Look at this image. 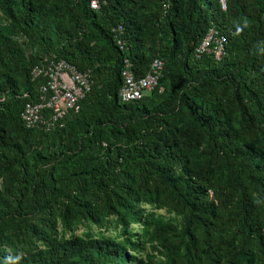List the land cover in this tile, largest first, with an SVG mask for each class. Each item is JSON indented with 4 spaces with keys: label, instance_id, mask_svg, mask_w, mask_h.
<instances>
[{
    "label": "trees",
    "instance_id": "1",
    "mask_svg": "<svg viewBox=\"0 0 264 264\" xmlns=\"http://www.w3.org/2000/svg\"><path fill=\"white\" fill-rule=\"evenodd\" d=\"M90 1L0 0V264H153L128 252L153 240L187 259L170 264H264V0ZM211 28L225 53L196 57ZM53 56L97 83L63 125L29 128ZM156 57L159 85L120 101L126 59L142 76Z\"/></svg>",
    "mask_w": 264,
    "mask_h": 264
},
{
    "label": "built area",
    "instance_id": "2",
    "mask_svg": "<svg viewBox=\"0 0 264 264\" xmlns=\"http://www.w3.org/2000/svg\"><path fill=\"white\" fill-rule=\"evenodd\" d=\"M220 2L226 8V0ZM90 5L93 9L100 8L99 0H91ZM122 30V25L113 28L117 34V42L123 49L124 41L120 37ZM225 42V36L211 28L195 48V55L201 57L212 54L220 59L225 53ZM131 66V62L126 59L122 69L123 82L119 89V99L122 102L140 99L158 86L165 61L160 57L154 58L149 71L142 76H137ZM32 76L42 80L39 84V98L28 101L22 112L23 121L29 128L42 127L50 130L57 125H63L66 115L80 109L81 101L93 86L91 70H80L69 61L54 56L46 57L36 64L32 69Z\"/></svg>",
    "mask_w": 264,
    "mask_h": 264
},
{
    "label": "rangeland",
    "instance_id": "3",
    "mask_svg": "<svg viewBox=\"0 0 264 264\" xmlns=\"http://www.w3.org/2000/svg\"><path fill=\"white\" fill-rule=\"evenodd\" d=\"M46 1L48 2L49 6H53L55 2L57 5L59 3V0H39V2H46ZM0 15L3 16L4 18L3 21H7V19L4 17V14H2L1 11H0ZM19 40L21 43H24L23 37H21ZM96 81L97 80L93 78V85L97 83ZM141 207L145 209L146 213L154 214L155 216H160L164 220H167L170 223L174 224L177 229L181 227L182 224L181 214H178L175 211H171L158 204H141ZM110 227L111 229L108 230V229L99 228L96 225H91L88 231H93L95 234L101 232V234L104 233L106 235H111L112 237H116L117 239H119L117 236L118 232L113 231L114 228L113 225ZM132 229L133 230L141 229V225L134 224L132 225ZM83 232H87V229L84 225L80 224L79 228L76 230V233L81 234ZM128 252L130 255H136L138 258L142 257L146 261L152 262L153 264H170L171 261L170 258L174 256L180 257V260L184 261V263L187 262V259L179 256V253L176 252L172 254L168 253L167 250L162 245L158 244V241L156 240H153L151 242L148 241L145 244L143 243L140 249H135V250L129 249ZM133 263H134L133 261H128L126 264H133Z\"/></svg>",
    "mask_w": 264,
    "mask_h": 264
}]
</instances>
